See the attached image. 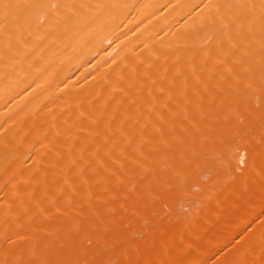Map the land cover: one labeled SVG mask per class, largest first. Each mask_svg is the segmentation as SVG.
Returning a JSON list of instances; mask_svg holds the SVG:
<instances>
[{"label":"bare ground","instance_id":"obj_1","mask_svg":"<svg viewBox=\"0 0 264 264\" xmlns=\"http://www.w3.org/2000/svg\"><path fill=\"white\" fill-rule=\"evenodd\" d=\"M0 264H264V0H0Z\"/></svg>","mask_w":264,"mask_h":264},{"label":"rangeland","instance_id":"obj_2","mask_svg":"<svg viewBox=\"0 0 264 264\" xmlns=\"http://www.w3.org/2000/svg\"><path fill=\"white\" fill-rule=\"evenodd\" d=\"M201 180H202V181H205L204 178H202ZM197 189H198L197 187L193 188L194 192H195V191L197 192ZM182 203H183V202H182ZM178 205H181V204H178ZM183 205H184V203H183ZM178 207H180V206H177V208H178ZM184 207H185V206H184ZM184 207L181 206V207H180L181 210H180V208H179V211H181L180 213H182V209H183ZM185 209H186V207H185ZM185 209H184V210H185ZM184 210H183V211H184ZM157 219H158V218H157ZM155 222H156V221H155ZM146 224H147V223H146ZM146 224H145V225H146ZM147 225H149V224H147ZM154 227H155V226H154Z\"/></svg>","mask_w":264,"mask_h":264}]
</instances>
